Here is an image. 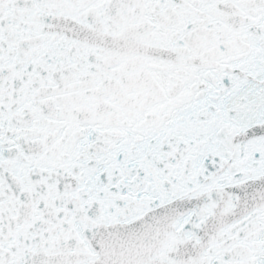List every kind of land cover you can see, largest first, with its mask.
<instances>
[{
	"label": "snow or ice",
	"instance_id": "snow-or-ice-1",
	"mask_svg": "<svg viewBox=\"0 0 264 264\" xmlns=\"http://www.w3.org/2000/svg\"><path fill=\"white\" fill-rule=\"evenodd\" d=\"M0 264H264V0H0Z\"/></svg>",
	"mask_w": 264,
	"mask_h": 264
}]
</instances>
